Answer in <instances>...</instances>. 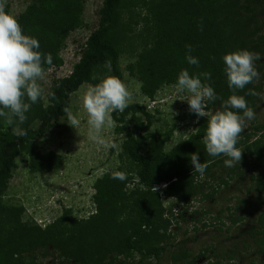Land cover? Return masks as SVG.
<instances>
[{
  "label": "trees",
  "instance_id": "16d2710c",
  "mask_svg": "<svg viewBox=\"0 0 264 264\" xmlns=\"http://www.w3.org/2000/svg\"><path fill=\"white\" fill-rule=\"evenodd\" d=\"M84 1L35 0L17 18L24 34L38 39L40 51L51 53L53 62L51 65L45 64L44 70L62 66L63 61L59 57L62 42L71 31L80 27ZM121 1L103 0L97 29L89 36L85 50L70 75L59 80L50 90L47 106L42 105L40 98L31 106L26 113L27 120L17 130H13L16 125L9 126L0 119V264H26L28 260L35 264L37 250L42 258L55 256L58 264H105L106 257L113 255L110 264H114L119 257H124V264H128L126 261L130 253L139 255L138 264H148L146 261L149 259L158 260L166 251V246L157 245L170 238V220L163 219L164 208L154 193L155 186L168 184L164 191L166 196L175 199L177 205L187 203L197 195H204L203 185L194 184L190 176L192 173L199 175L193 171L190 161L192 153H198L199 162L208 164L207 177L212 169L226 167V157H210L207 154L203 143L206 133L203 124L179 150L171 154L165 155L162 152L163 142L155 139L147 145L145 154H141L140 148L146 144V135L151 127V116L144 108L129 106L123 113H112V118L120 126L130 113L143 117L124 133L122 145L121 157L136 169L137 181L132 189H127L131 181L128 176L126 180L119 181L111 178L114 173H109L94 185L96 214L87 221L75 223L68 222L64 215L45 229L33 223H22L21 208H8L1 204L12 172L17 167L16 159L21 153L29 156L32 172L52 169L54 156L37 154L32 149V143L59 125L67 115L64 109H69L70 97L83 84H96L94 71L106 67V62H110L111 70L106 67L109 76L122 81L118 67L120 38L117 35ZM134 2L135 6L138 3L136 8L146 12L141 32L144 38L141 39L137 62V73L145 97L153 100L162 84H176L180 71L187 69L190 75L201 72L211 74V80L207 83L211 84L218 99L210 102L206 111L222 108L235 91L256 112L259 101L264 99V23L259 19L262 10L256 0ZM185 45L192 46V55L199 59V67L187 63ZM238 49H247L262 56L256 62L260 77L243 90H230L222 57ZM20 130L25 131L26 135H19ZM258 133L261 136H257ZM263 134L264 124L255 125L253 131L245 134L237 144L239 149L243 148L242 162L252 163L254 169H262L256 177H251L260 194H264V166H261L264 163ZM227 169L228 178L240 171L238 166ZM212 195L207 194L205 198L209 199ZM258 223V229L251 230V238L258 254H262L264 217L261 216ZM116 226H127L119 239L111 234ZM201 257L203 254L189 260V254L184 251L180 256H173L172 260L175 263L193 264Z\"/></svg>",
  "mask_w": 264,
  "mask_h": 264
},
{
  "label": "rangeland",
  "instance_id": "374dc122",
  "mask_svg": "<svg viewBox=\"0 0 264 264\" xmlns=\"http://www.w3.org/2000/svg\"><path fill=\"white\" fill-rule=\"evenodd\" d=\"M34 1L4 0L5 11L18 18ZM121 2L117 32L120 38L118 67L123 83L132 93L133 99L129 106L144 108L151 116L146 144L140 148V153L145 154L147 145L155 139L163 142L162 152L168 155L179 150L184 142L196 134L200 124H203L202 128L206 130L209 117H198L192 113L187 101H182L185 94L178 92L176 84H162L153 100L144 96L137 73V62L141 52V39L144 38L141 32L146 12L136 8L138 3L135 6L134 0ZM256 2L262 10L259 19L264 23V0ZM102 3L103 0L83 2L80 27L71 31L61 45L59 57L63 61L62 66L44 70V79L39 81L43 89L41 102L44 107L49 104L50 90L59 80L70 75L73 66L81 58L89 36L98 27ZM262 59L263 62L264 58ZM93 76L98 84L109 77L108 70L106 67H99ZM89 86L94 84H83L69 101V110L78 116L80 126L77 129L71 127L66 115L57 127L50 129L32 143V149L37 154L43 157L54 156L52 169L46 172H32L29 156L25 152L16 159L17 167L12 172L1 204L8 208H21L22 223H33L45 229L64 215L70 223L89 220L96 214L94 185L109 173H125L131 179L127 189L136 185V169L127 159L121 157V153L124 133L130 130L137 120H143V117L130 113L123 125L119 126L114 122L112 128L104 129L103 136L116 145L114 149L109 150L97 145L88 137V116L82 104ZM220 109L215 107L208 112L214 114ZM261 124H264V99L258 103L255 118L245 121L244 130L238 140H243L245 134L251 133L255 125ZM13 130H17V127L13 126ZM257 136L261 135L258 133ZM240 150L242 156L243 148ZM235 166L240 167V171L228 178L227 168ZM261 166L263 167L264 163ZM261 170L254 169L252 163L244 164L240 159L232 167L212 169L210 175H205L203 179L192 173L190 176L194 184L203 185L204 195H197L187 203L179 205L175 199L168 198L161 188L156 190L158 193L154 190L170 220V238L167 237L164 243L157 245L166 246V251L161 257L158 260L149 259L146 263L182 264L173 262L172 257L180 256L186 251L190 256L189 260L203 254V257L196 259L193 264H264V253L258 254L251 238V230L258 229V220L261 216L264 217V194L258 193L251 178L256 177ZM222 180L227 182L226 185ZM167 185L159 183L157 187L167 190ZM207 194L213 195L206 199ZM124 228L127 226H116L111 234L119 239ZM129 229L127 234L130 233ZM109 244L112 247L111 243ZM36 252L38 255L35 264H58L55 256L47 255L42 258L40 251ZM110 258L113 259L114 255L106 257L105 264H110ZM127 260L128 264H138L139 255L130 253ZM124 262V257L114 260V264ZM26 264H31V261H26Z\"/></svg>",
  "mask_w": 264,
  "mask_h": 264
},
{
  "label": "clouds",
  "instance_id": "9594fccd",
  "mask_svg": "<svg viewBox=\"0 0 264 264\" xmlns=\"http://www.w3.org/2000/svg\"><path fill=\"white\" fill-rule=\"evenodd\" d=\"M185 49L187 63L199 67L200 61L192 55V46L185 45ZM261 57L259 53L247 49H238L222 57L230 90H243L245 86L259 79L256 62L260 61ZM52 62L51 53L40 51L38 39L24 34L18 19L5 11L4 0H0V119L9 126L16 125L17 129L25 123L26 113L43 93L39 83L44 79L43 66L51 65ZM105 66L111 70L110 62H106ZM210 80L211 74L208 72L190 75L187 69H182L176 87L178 92L185 94L182 101H187L192 113L198 117H209L203 138L207 154L210 157H226L225 166L232 167L241 159V150L237 144L245 121L254 119L255 112L247 105L245 98L236 95L235 91L220 110L214 114L206 111L208 104L218 99L211 84L207 83ZM132 99V93L127 86L116 77L109 76L98 84L89 86L82 100L88 116L89 139L105 149H114L116 145L104 138L103 131L113 127L112 113H123ZM64 112L67 113L68 124L77 129L81 123L78 116L67 108ZM18 134L23 136L26 132L20 130ZM190 161L193 171L203 179L208 164L199 162L196 152L190 155ZM111 178L124 181L126 174L116 172ZM157 188L156 185L154 190ZM162 190L165 191L163 187ZM163 218H168L167 213H164Z\"/></svg>",
  "mask_w": 264,
  "mask_h": 264
},
{
  "label": "bare ground",
  "instance_id": "6f19581e",
  "mask_svg": "<svg viewBox=\"0 0 264 264\" xmlns=\"http://www.w3.org/2000/svg\"><path fill=\"white\" fill-rule=\"evenodd\" d=\"M102 1V0H101ZM93 3V2H92ZM101 7V6H100ZM85 15V14H84ZM85 18V17H84ZM97 19V18H96ZM85 20V19H84ZM94 21V20H93ZM95 22V21H94ZM94 22H92V23H94ZM96 24V23H95ZM93 27V26H92Z\"/></svg>",
  "mask_w": 264,
  "mask_h": 264
},
{
  "label": "built area",
  "instance_id": "2783aa9c",
  "mask_svg": "<svg viewBox=\"0 0 264 264\" xmlns=\"http://www.w3.org/2000/svg\"><path fill=\"white\" fill-rule=\"evenodd\" d=\"M158 188H161V189H162V187H158ZM158 188H157V189H158ZM162 191H164V190H162Z\"/></svg>",
  "mask_w": 264,
  "mask_h": 264
}]
</instances>
